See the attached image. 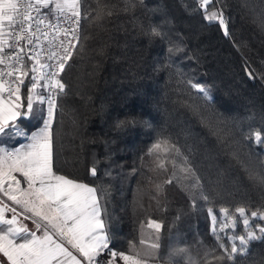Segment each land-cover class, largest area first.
<instances>
[{"label":"trees","instance_id":"trees-1","mask_svg":"<svg viewBox=\"0 0 264 264\" xmlns=\"http://www.w3.org/2000/svg\"><path fill=\"white\" fill-rule=\"evenodd\" d=\"M80 3L79 36L61 73L66 89L58 93L53 121L57 167L106 190L112 250L127 253L129 241L138 243L141 226L157 219L165 225L160 261L177 233L195 256L201 245L207 249L215 244L207 207L218 214L219 207L227 206L237 217L238 206L249 216L264 211V186L253 183L231 155L236 149L250 155L257 171L264 163V144L257 145L253 137L264 134V25L259 19L264 0H213L206 8L200 0H102L111 9L103 30L91 23L95 0ZM221 4L227 37L217 23L204 20L206 11ZM153 24L161 37L148 36ZM192 84L204 87L210 98ZM190 105H199L202 115ZM41 122L24 124L30 130ZM217 126L230 129L231 136L218 139ZM10 139L11 144L22 141ZM158 142L161 149L150 153ZM171 145L191 159L211 193L210 204L197 201L194 208L175 182L156 193V184L172 173ZM218 178L222 187L215 183ZM138 185L147 194L134 207ZM256 224L264 221L253 222L259 234ZM236 234L246 235L239 218ZM202 256L203 251L197 259ZM106 257L104 253L99 259ZM208 264L216 262L208 257ZM237 264H264V240L250 242Z\"/></svg>","mask_w":264,"mask_h":264},{"label":"snow or ice","instance_id":"snow-or-ice-1","mask_svg":"<svg viewBox=\"0 0 264 264\" xmlns=\"http://www.w3.org/2000/svg\"><path fill=\"white\" fill-rule=\"evenodd\" d=\"M211 3L213 0H200L202 8ZM259 19L264 25V13ZM204 20L217 23L225 37L230 35L223 4L216 10L206 11ZM80 21V0H0V138L24 141L15 148L0 146V225L5 226L0 228V264H4V258L7 264H103L99 258L104 253L110 257L107 264L120 261L159 264L160 261L164 221L148 219L146 226H141L138 243L129 241L127 253L112 250L106 190L83 178L62 174L57 167L53 121L58 93L66 89L61 73L73 56L72 49L76 47L73 41L79 36ZM156 35L161 37L162 33ZM191 87L205 99L210 98L204 87L198 84ZM190 107L200 113L199 105ZM28 120L42 121V124L29 130L24 124ZM214 134L218 139H225L231 136V130L214 129ZM253 137L257 145L264 144L261 132L254 133ZM240 142L235 141L237 145ZM163 144L168 147L167 141ZM160 149L158 142L149 152ZM169 155L172 173L156 184V193L162 194L164 185L175 182L187 193L194 208L197 201L210 204L211 193L201 183L191 159L176 145H171ZM231 155L245 167L253 183L264 186V163L257 171L250 155H242L239 149ZM96 175V168H92L91 176ZM215 183L223 186L221 178ZM146 194L138 185L133 206L139 205ZM157 206L159 210V200ZM235 213L238 217L227 206L219 207L218 214L213 207H207L214 246L204 249L201 245L194 256L185 244L181 257H186L189 264H208V257L216 264H237V257L246 254L250 242L264 240V224L255 225L259 234L253 230L254 221H264V211H252L249 216L245 207L238 206ZM238 218L246 235L236 234ZM175 219L179 220L180 216ZM29 220L34 228L25 223ZM145 227L150 231L145 232ZM182 239L177 233L169 248L175 250L181 246ZM201 251L203 256L198 260Z\"/></svg>","mask_w":264,"mask_h":264},{"label":"clouds","instance_id":"clouds-1","mask_svg":"<svg viewBox=\"0 0 264 264\" xmlns=\"http://www.w3.org/2000/svg\"><path fill=\"white\" fill-rule=\"evenodd\" d=\"M97 7L93 9L95 12V15L92 17L91 23L95 24L98 28L103 30V21L111 15V9L102 3V0H95ZM125 2H130V0H125ZM161 32L160 28L156 25L153 24L151 25L148 30L147 34L150 38H158L159 36L156 35V33ZM186 247L184 245H181L177 247L175 250L172 248H168L167 252L164 255V258L162 261H159V264H175L176 260L179 259L181 261V264H189L188 260L186 257H181L180 252L181 250ZM171 253V257L170 254Z\"/></svg>","mask_w":264,"mask_h":264},{"label":"crops","instance_id":"crops-1","mask_svg":"<svg viewBox=\"0 0 264 264\" xmlns=\"http://www.w3.org/2000/svg\"><path fill=\"white\" fill-rule=\"evenodd\" d=\"M44 11L46 12L47 10L45 9ZM41 124H42V122H41ZM39 125H40V124H39ZM36 127H37V126H36ZM36 127L32 128V129H30V130H35ZM11 143H12V142H11V139H10V138H0V146H5V147H8V148L19 147L22 143H24V141L22 140V141H20V142H18V143H16V144H11ZM17 175H18V174H17ZM18 178L21 179V180H23V178H22V177H19V175H18ZM22 186H25V187H26V185H23V184H22ZM9 203H10V202H9ZM8 215L10 216L11 213H8ZM25 223L28 224V226H29L30 228H34V225H32V223H31L30 220H29V221H25ZM4 227H5V226L0 225V228H4ZM0 256H2V254H0ZM4 264H7L6 258H4Z\"/></svg>","mask_w":264,"mask_h":264},{"label":"rangeland","instance_id":"rangeland-1","mask_svg":"<svg viewBox=\"0 0 264 264\" xmlns=\"http://www.w3.org/2000/svg\"><path fill=\"white\" fill-rule=\"evenodd\" d=\"M109 258H110V257L107 255V257H106L104 260H102V259H100V260L103 261V264H107V260H108ZM118 264H123V262L120 261V262H118Z\"/></svg>","mask_w":264,"mask_h":264},{"label":"built area","instance_id":"built-area-1","mask_svg":"<svg viewBox=\"0 0 264 264\" xmlns=\"http://www.w3.org/2000/svg\"><path fill=\"white\" fill-rule=\"evenodd\" d=\"M43 11H44V10H43ZM60 19H62V18H60ZM73 19H75V18H73ZM69 35H70V34H69ZM76 41H77V39H76V40H74V41H73V43L75 44V43H76Z\"/></svg>","mask_w":264,"mask_h":264}]
</instances>
